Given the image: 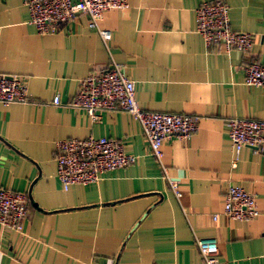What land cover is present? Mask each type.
I'll return each instance as SVG.
<instances>
[{
  "label": "crops",
  "instance_id": "obj_1",
  "mask_svg": "<svg viewBox=\"0 0 264 264\" xmlns=\"http://www.w3.org/2000/svg\"><path fill=\"white\" fill-rule=\"evenodd\" d=\"M28 1L0 0V77H21L30 95L0 105V187L30 198L22 231L0 224V264H204L198 239L217 240L220 264H264V151L246 147L234 166L227 126L264 119V87L248 86L244 69L264 64V0H224L232 28L255 35L249 54L209 47L198 33V7L216 0H128L104 13L107 45L84 15L39 33ZM114 63L144 110L200 117L192 137L164 142L161 161L129 113L94 121L69 106L82 78ZM90 136L121 141L136 162L65 189L57 143ZM232 183L256 196L255 219L225 214Z\"/></svg>",
  "mask_w": 264,
  "mask_h": 264
},
{
  "label": "built area",
  "instance_id": "obj_2",
  "mask_svg": "<svg viewBox=\"0 0 264 264\" xmlns=\"http://www.w3.org/2000/svg\"><path fill=\"white\" fill-rule=\"evenodd\" d=\"M27 6L29 23L41 34H55L66 23L84 15L89 19V26L99 32L107 45L112 31L100 24L104 13L128 9L129 3L128 0H29ZM230 13V6L224 0L203 3L197 9V31L209 47L219 46L228 53L236 50L249 54L255 46V35L234 30ZM244 69L248 86L264 87V64L253 62ZM29 101L28 88L21 77H0V105ZM54 103L61 104L59 96ZM69 106L86 112L94 121L101 120L106 111L129 113L140 122L153 155L160 161L167 139L192 137L200 122L198 116L144 110L137 100L135 81L116 63L82 78L79 91ZM227 126L236 155L234 166L244 148L264 151V119L232 118ZM135 162L136 157L126 153L121 141L108 137L67 138L57 143L58 176L65 189L98 183L104 173ZM170 184L180 197L179 181L170 180ZM29 211L28 194L0 187V224L3 227L22 231ZM225 214L236 221L255 219L260 214L256 196L242 185L232 183L226 195ZM217 218L218 215H214V219ZM197 246L204 264H220L217 240L198 239Z\"/></svg>",
  "mask_w": 264,
  "mask_h": 264
}]
</instances>
